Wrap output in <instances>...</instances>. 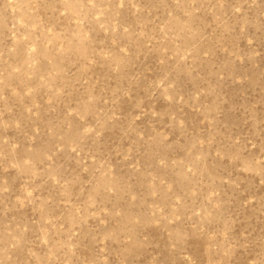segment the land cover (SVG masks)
<instances>
[{
	"label": "rangeland",
	"instance_id": "1",
	"mask_svg": "<svg viewBox=\"0 0 264 264\" xmlns=\"http://www.w3.org/2000/svg\"><path fill=\"white\" fill-rule=\"evenodd\" d=\"M0 264H264V0H0Z\"/></svg>",
	"mask_w": 264,
	"mask_h": 264
}]
</instances>
